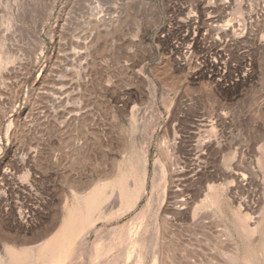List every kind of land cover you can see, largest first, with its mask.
Masks as SVG:
<instances>
[{"label":"rangeland","instance_id":"rangeland-1","mask_svg":"<svg viewBox=\"0 0 264 264\" xmlns=\"http://www.w3.org/2000/svg\"><path fill=\"white\" fill-rule=\"evenodd\" d=\"M147 145V193L119 213L115 185ZM161 154L189 173L187 196L213 173L210 228L159 231L162 190L136 218ZM100 189L108 216L64 264H136L137 249L142 264H246L264 246V0H0V264Z\"/></svg>","mask_w":264,"mask_h":264},{"label":"bare ground","instance_id":"bare-ground-1","mask_svg":"<svg viewBox=\"0 0 264 264\" xmlns=\"http://www.w3.org/2000/svg\"><path fill=\"white\" fill-rule=\"evenodd\" d=\"M224 28V25L218 26V29L221 31L224 30ZM150 90L151 94L154 95V89L151 88ZM142 107L149 113L152 121H157L158 118L154 104L146 102V104ZM61 123L65 125L66 120ZM206 146L208 145L206 144ZM205 171V174L208 177V184L206 186L202 184L197 185L196 187L194 186V190L187 196L185 193L189 191L187 190L189 187L186 188L187 185L184 184L186 179H182V176L189 173H185V170H178L176 164L173 161L171 162L170 159H165L162 154L158 156L153 162V177L151 180L152 192L149 204L140 214H138V217L136 218L142 219L143 215L147 213V210L153 209L154 206H152V204L158 197L160 190H162V195H160L162 200L159 215L160 220H158V218L156 224V228H158L159 231L164 225H167L172 229L183 219L191 220L193 224L195 222L202 223L206 227L210 228L213 222L211 219L212 217L209 215L206 216L207 218L203 217V213L201 211L207 209L209 212L208 214L213 216L215 213L214 209L218 204V199L216 197L215 186L212 183L214 175L207 170ZM149 172V146L147 145L143 147L139 156L132 159L129 171L117 183V185H115L119 198V213L130 212L138 206L142 196L147 193ZM191 174H193L192 171ZM236 175L242 176L244 179L242 174ZM131 177L134 179L133 188H129L127 185L128 179ZM170 195H174L173 202L169 201ZM202 196H205L204 200H200ZM197 200L198 204L195 203ZM104 201L105 196L101 189L93 191L86 198H84L73 211L70 212V215L64 222L62 228L52 239L41 244L39 247L30 246V244L26 242L12 246L8 264H64L72 256L76 239L85 230L86 226L89 225L93 230L97 221L107 218L108 214L102 212L103 210L101 211V205ZM245 209L249 212L252 207L245 204ZM109 215H114V213H110ZM246 217L253 223H256L255 217H253L252 214L248 213L246 214ZM256 231V227L250 228V226H247L245 228L247 236L254 237V235H256ZM158 237L159 235H157V238ZM229 239L231 240V238ZM131 240L137 248H140V245L144 242V238L142 236L140 237L138 234L131 238ZM232 240L234 242V239ZM235 250L236 257L234 260L238 261V258L242 253L241 247L236 244ZM135 253H137L136 264H142L146 256L145 252L141 251V249H137V252ZM244 254L246 260L244 262H246V264H263L264 246L260 249H253L251 253L246 251ZM128 257H131V255H128Z\"/></svg>","mask_w":264,"mask_h":264}]
</instances>
